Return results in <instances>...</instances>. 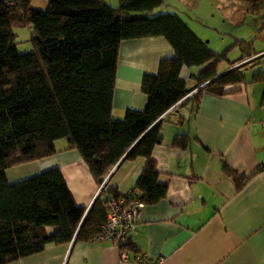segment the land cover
Instances as JSON below:
<instances>
[{"label":"trees","instance_id":"1","mask_svg":"<svg viewBox=\"0 0 264 264\" xmlns=\"http://www.w3.org/2000/svg\"><path fill=\"white\" fill-rule=\"evenodd\" d=\"M119 1L113 6L107 0H49L40 9L32 0H0V264L40 252L49 242L93 238L107 218V195L121 194L107 182L85 214L87 208L74 198L60 167L14 183L8 180V167L55 152V140L65 138L101 185L124 155L144 156L145 166L131 192L140 194L145 204L155 203L168 190L152 157L154 146L164 139V119L156 120L174 105L170 112L188 102L198 109L205 89L221 92L227 84L246 81L245 68L259 61L257 57L216 76L227 52L210 47L175 13L150 15L164 0ZM24 25L33 27V51L18 50L14 28ZM148 36H164L175 54L161 59L157 73L144 74L146 107L130 108L116 118L112 108L120 43ZM259 51L244 47L227 65ZM194 65L200 68L191 73L195 84L189 85L181 70ZM252 76L264 81V70ZM187 142L186 133L173 138L181 148ZM224 167L236 175L227 163ZM259 170L237 178L238 187ZM47 225L57 228L47 233Z\"/></svg>","mask_w":264,"mask_h":264},{"label":"crops","instance_id":"2","mask_svg":"<svg viewBox=\"0 0 264 264\" xmlns=\"http://www.w3.org/2000/svg\"><path fill=\"white\" fill-rule=\"evenodd\" d=\"M257 50L240 61L260 57L256 65L245 68L246 81L227 84L221 92L205 89L198 109L188 102L157 119H164V139L154 146L152 157L168 190L164 198L143 207L127 258L109 240H75L74 236L68 243L49 242L40 252L4 264H264V81L252 78L264 70L257 68L264 48ZM174 54L164 36L122 40L114 117H124L130 108L146 107L144 74L157 73L161 59ZM240 62L231 67L221 63L219 74ZM199 68L183 66L181 77L194 85L191 73ZM178 133L188 136L185 148L173 143ZM59 139L55 152L8 167V180L14 183L58 166L74 198L88 211L107 182L121 193L131 192L147 160L144 156L124 159V155L100 185L80 152L69 148L65 138V143ZM225 163L236 175L226 171ZM257 168V174L238 187L237 178H246ZM56 228L47 225L45 230L52 233Z\"/></svg>","mask_w":264,"mask_h":264},{"label":"rangeland","instance_id":"3","mask_svg":"<svg viewBox=\"0 0 264 264\" xmlns=\"http://www.w3.org/2000/svg\"><path fill=\"white\" fill-rule=\"evenodd\" d=\"M107 1L113 6L120 4L119 0ZM48 2L32 0V5L46 9ZM159 13L180 16L210 47L226 51L228 60L238 59L244 47L264 48V0H164L150 15ZM14 30L20 52L35 50L32 26H16ZM228 60L221 63L229 64ZM258 66L264 68V57ZM58 141L66 142L64 138Z\"/></svg>","mask_w":264,"mask_h":264},{"label":"built area","instance_id":"4","mask_svg":"<svg viewBox=\"0 0 264 264\" xmlns=\"http://www.w3.org/2000/svg\"><path fill=\"white\" fill-rule=\"evenodd\" d=\"M144 206L145 202L140 194L128 192L116 195L109 193L106 197L108 210L106 221L92 239H105L115 243L120 247L122 257L127 258L131 233L137 227ZM137 258H141L140 253L137 254Z\"/></svg>","mask_w":264,"mask_h":264},{"label":"water","instance_id":"5","mask_svg":"<svg viewBox=\"0 0 264 264\" xmlns=\"http://www.w3.org/2000/svg\"><path fill=\"white\" fill-rule=\"evenodd\" d=\"M262 54H263V53H262ZM247 61H248V60H246V61H244V62H242V63L240 62V63H239L238 65H236V66H239V65H241V64H243V63H245V62H247ZM236 66H235V67H236ZM221 74H222V73H221ZM219 75H220V74H219ZM219 75H216V76H219ZM216 76L213 77V78H211V79H209V80H207L206 83H208V82H210L211 80H213L214 78H216ZM200 86H201V85H200ZM200 88H201V87H200ZM191 93H192V91H191L188 95H186L183 99H181V100L179 101V103L182 102V101H183L186 97H188ZM177 104H178V103H177ZM174 106H175V105H174ZM174 106H172V108H173ZM157 121H159V120H156V122H157ZM156 122H155V123H156ZM155 123H154V124H155ZM146 131H147V130H146ZM146 131H145V132H146ZM145 132H144V133H143V134H142V135H141V136H140V137H139V138L133 143V145H132L131 147H133V146L138 142V140H139V139L145 134ZM131 147H130V148H131ZM129 150H130V149H129ZM87 212H88V211H86L85 214H86ZM82 221H83V219H82ZM82 221L80 222L79 226L82 224ZM77 230H78V229H77Z\"/></svg>","mask_w":264,"mask_h":264}]
</instances>
